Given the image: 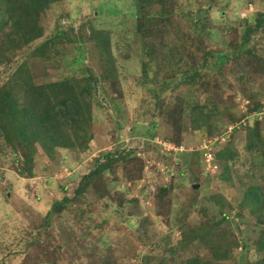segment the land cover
I'll list each match as a JSON object with an SVG mask.
<instances>
[{"label": "rangeland", "instance_id": "1", "mask_svg": "<svg viewBox=\"0 0 264 264\" xmlns=\"http://www.w3.org/2000/svg\"><path fill=\"white\" fill-rule=\"evenodd\" d=\"M261 14L264 0H64L40 13L42 38L24 45L0 32V89L21 106L26 87L14 74L24 63L36 86L75 80L81 89L88 70L103 73L93 32L109 35L117 77L93 91L83 141L66 132L55 148L41 137L10 145L0 134V264H264V33L239 50ZM52 37L62 45L34 55ZM207 52L228 60L196 87L179 84L209 63ZM225 148L229 170L206 162ZM250 186L262 197L255 212ZM212 228L225 259L194 238Z\"/></svg>", "mask_w": 264, "mask_h": 264}, {"label": "trees", "instance_id": "2", "mask_svg": "<svg viewBox=\"0 0 264 264\" xmlns=\"http://www.w3.org/2000/svg\"><path fill=\"white\" fill-rule=\"evenodd\" d=\"M60 1L64 0H0V20L2 17L0 32L4 30H13L11 34L17 35L23 41L24 45H28L42 38L43 28L38 25L39 15L45 8ZM151 1L152 0H142V2L147 3ZM254 25V28H249L246 31L244 42H242L239 47L240 52H242L241 50H243L250 41V34L258 33V31L264 33V14L256 17ZM92 36L98 40L99 45L97 44V49L102 58H105L107 61L104 62L105 70L101 75H98L92 70L87 71L89 79L87 78V83H84L81 89H76V86L74 87L75 80L39 86L33 85L30 80V71L27 63H24L14 74V78H17L15 79L17 83H25V95L27 99L25 105L21 106L18 104L15 99V94H13L12 89L9 87L0 89V134L8 141V144L12 145L15 139L20 140L21 143H28L30 139L36 141L41 137L51 142L53 148H55L64 144L63 135H65L66 132H68V136L74 137L75 143L79 140L83 141L87 137V120L91 111L90 100L94 97L93 91H96L95 88L101 81H106L110 78L113 79V77L117 78L116 67L112 63V51H109L111 47V43L107 40V36L109 35H106L104 31H100L97 33L93 32ZM58 45H62V43L58 42L55 37H52L43 46L38 47L34 51V55L43 56L51 49L57 50ZM4 51H6V49ZM173 56L176 57L177 54ZM2 57L3 55L0 54V58ZM205 58H209L210 60L213 58L216 59V61L214 63H211L212 61L210 60L209 63L207 61L206 64L202 65L201 69H195L192 75L188 73V75L181 79V83L179 84H183L185 87L189 88L196 87L197 82L203 77V74L206 75L205 77L207 80H210L209 77L213 76L212 71L216 70V68H220L228 60L227 55L225 54L224 56L222 52H207ZM1 60L2 59H0V62ZM143 69L146 74L147 69ZM204 69L206 72L203 73L202 70ZM262 69L264 70V66ZM179 84H177V86ZM152 93L151 104H153L152 107L154 111L158 112L161 109L160 96H158L159 94L157 91H153ZM180 96L181 95H178V97ZM189 105L192 104L189 103ZM198 108L201 112L208 109L206 105L198 106L195 110H198ZM211 113H209L210 116H212ZM118 157L121 158V155L118 156V154H116L108 156L106 162L98 164L95 171L83 178V184H80L78 187L76 195L81 196L84 194L90 180L98 177L110 168ZM232 157L233 154L229 152L227 148L221 149L216 153L214 163L219 166L218 164L221 161L225 170H229ZM29 163L30 161L27 160L25 164H22L23 167H20V173L22 175H27V173L30 174ZM225 174H227V172L224 173L223 178L230 181V179L228 180L230 176ZM259 191L260 189L258 187L251 186L245 191V203L247 206L255 208L253 212L257 211L262 203V197ZM64 200L67 203L69 202L68 198ZM58 206H60V202L54 204L55 208ZM214 231V228H212V231H206L204 234L202 229L198 230V236L194 238L206 244V247L208 249L210 248V251L213 249L212 253L217 255V258L225 259L229 254V248L226 246L220 248L222 244H217V242H215L216 238ZM214 244H217L216 247ZM225 244L226 243H224V245ZM26 246L27 244H25V247ZM259 248L262 249V245H259ZM259 248H257V251L261 252L262 250L260 251ZM25 253L26 251L24 248L22 254ZM190 262V264H204L200 258H193Z\"/></svg>", "mask_w": 264, "mask_h": 264}, {"label": "built area", "instance_id": "3", "mask_svg": "<svg viewBox=\"0 0 264 264\" xmlns=\"http://www.w3.org/2000/svg\"><path fill=\"white\" fill-rule=\"evenodd\" d=\"M211 145L213 146L214 143H211ZM214 153H213V149H210V152L208 153V155H205V160L206 162H210L211 160L214 162Z\"/></svg>", "mask_w": 264, "mask_h": 264}]
</instances>
